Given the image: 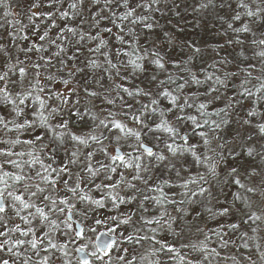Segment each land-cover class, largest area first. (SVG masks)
I'll return each mask as SVG.
<instances>
[{
    "label": "snow or ice",
    "instance_id": "obj_1",
    "mask_svg": "<svg viewBox=\"0 0 264 264\" xmlns=\"http://www.w3.org/2000/svg\"><path fill=\"white\" fill-rule=\"evenodd\" d=\"M189 8L224 39L165 30ZM14 18L0 23V264H91L70 245L106 209L109 232L151 247L128 259L111 239L97 261L264 264V0H33L27 25Z\"/></svg>",
    "mask_w": 264,
    "mask_h": 264
},
{
    "label": "rangeland",
    "instance_id": "obj_2",
    "mask_svg": "<svg viewBox=\"0 0 264 264\" xmlns=\"http://www.w3.org/2000/svg\"><path fill=\"white\" fill-rule=\"evenodd\" d=\"M33 3V0H26V6L23 8V7H18L20 10H18V8H11L9 10V12H11L13 15H9L7 17H4V12L5 11H2L0 12V23H3L4 24V27L8 30H11L13 26L15 27H19L18 24L15 23V16L18 15L19 19L25 24L27 25L28 24V21L26 19V14H27V11H28V8L31 6V4ZM6 8V7H5ZM34 11L38 12L36 9H34ZM40 12V11H39ZM218 12L220 15H226L225 11H223L222 9H218ZM190 13V9L188 11V14ZM187 13H183L181 14V17L179 19L175 18L174 16H172L171 13H168V15L166 17H164L163 19H161V24H166V21L168 20H171V26H173V32L176 33V35L179 37V40L180 41H184V40H192L196 43H198L199 45L203 46L205 44H208V43H213L217 40L219 41H222L224 38L221 37V38H216V39H212V40H209L206 38V36L208 34L206 33H203V30H197L195 29L194 30V33L195 35H193L192 33H183V31H176V26L179 25V23L181 22H184L186 21L185 18H187ZM212 20V24L214 25L215 28H217L219 26V22L214 20L213 19V16L209 15L207 19H204L202 20L203 22L205 23H208V21H211ZM5 21H7V23H5ZM189 26V25H188ZM180 27V25H179ZM203 28V26H201ZM170 28V27H169ZM185 28H183L184 30ZM215 31V30H214ZM3 30H0V33H2ZM5 35V39H7V36H6V33H3ZM157 35H159V33H157ZM32 40H35L36 39V36H32L31 37ZM31 41H21L22 45L23 46H27L28 43H30ZM171 56L175 57L177 55V50L176 49H173L170 53ZM23 58V57H21ZM231 134V130H229V135ZM147 143L151 144V141H146ZM234 190V189H233ZM227 195H228V198L230 199L231 197V192H227ZM79 207V205L77 206ZM121 211H125V209L122 207L121 208ZM115 213L111 212L110 210H101L100 212H97L95 215H90L89 218L87 220H84L83 221V227H84V237L82 239H78L76 241V243L74 245H70V249L72 250L73 252V256L75 257L74 255V250L77 248V247H80V246H85V252L90 256V261H91V264H109L107 258H105V260L102 262V261H97L94 257H92L90 255V253L96 251L95 249V246H94V238L95 236L99 233V232H105V233H108L110 235H113L115 237V239L117 240V242L119 243L120 245V248H127L129 251L128 253L126 254L127 255V258L128 259H131V257L133 255L137 256L138 258L141 256V255H146L147 254V250L151 247V244L148 243V242H145L143 244V246H138V245H135V244H129L127 242H123L120 240V236H119V233L123 232L125 235L128 234L129 231H131L130 228H125V227H120L119 229H117V231L115 233H111L109 232V229L110 228H113L114 227V224L113 222L108 219V217L110 215H114ZM101 219V223L100 224H96L95 221L96 219ZM74 219H78L76 217H74ZM189 220L192 219V217H188ZM236 219L235 216L231 217V218H222V219H219L215 222L213 221H207V227L208 228H212V227H215L216 224H219V223H228V222H231V221H234ZM19 222V221H17ZM199 223L201 224V226H203L205 224V220L203 217H201ZM244 226H242V229H243ZM94 229V231L92 230ZM261 235H264V233H261ZM157 238L160 239V240H163V241H166L170 244H174L177 248H181V244L182 243H186L187 242V239H177L175 238L174 236L168 234V233H164V232H161L157 235ZM197 238L195 232L193 231V234H192V239L195 240ZM202 239V237H200ZM156 247H159V245H156ZM120 248H117V249H114V250H111V264H117L116 262V255L119 253L121 255H124V253L122 251H120ZM181 251H187L185 249H181ZM232 251H235L234 249ZM100 254V253H98ZM227 254V253H225ZM100 255H103V254H100ZM76 258V257H75ZM154 259V257H152ZM162 259H164V257L162 256L161 257ZM134 264H146V261L144 262H140V261H137V262H134ZM230 264V262H229Z\"/></svg>",
    "mask_w": 264,
    "mask_h": 264
},
{
    "label": "trees",
    "instance_id": "obj_3",
    "mask_svg": "<svg viewBox=\"0 0 264 264\" xmlns=\"http://www.w3.org/2000/svg\"><path fill=\"white\" fill-rule=\"evenodd\" d=\"M20 6L24 8L26 6V0H7V4L6 5H0V12H1V10L2 11H6V10L9 11L11 8H16V7L18 8ZM182 7H188V5H182ZM233 7H234V5H233ZM18 10H20V9L18 8ZM36 10L38 12L39 11L40 12L41 11H45L46 12V11H50L51 9H49V8H37ZM222 10L225 11V13H226V15H223V16H228L229 15V12H228L227 9H222ZM93 11H95V9H93ZM87 15H88V13L86 12V17H87ZM187 16L188 17L185 18L186 21L179 23L180 28H185L183 30V33H186V34H188V33L191 34L192 33L193 35H195L194 30L197 29V30H203V33L208 34L206 36V38L209 39V40L216 39V38H221V37H217L215 35V31H216L217 28L220 27V24H219V26L217 28H215L214 25L212 24V20H211V21H208V23H205V22L201 21L199 23V26H197L195 14H193L191 12V9H190V13L189 14L187 12ZM36 23L37 24H42L43 22L38 19L36 21ZM75 23H78V21H75ZM61 26H63V25L61 24ZM201 26H203V28ZM173 28L174 27L171 26L170 24H165V30L172 31ZM40 30L43 31V27H41ZM27 34L30 37L35 36V34L33 33V30L31 28L28 29Z\"/></svg>",
    "mask_w": 264,
    "mask_h": 264
},
{
    "label": "water",
    "instance_id": "obj_4",
    "mask_svg": "<svg viewBox=\"0 0 264 264\" xmlns=\"http://www.w3.org/2000/svg\"><path fill=\"white\" fill-rule=\"evenodd\" d=\"M74 227H75V224H74ZM111 239H115L113 235H110V234L105 233V232H99L94 238V246H95L96 251H97V245L98 244H101L104 241H109ZM100 253H102V252H100ZM74 255L76 258L87 257L89 259V255L86 252L79 253V252H76L74 250Z\"/></svg>",
    "mask_w": 264,
    "mask_h": 264
}]
</instances>
